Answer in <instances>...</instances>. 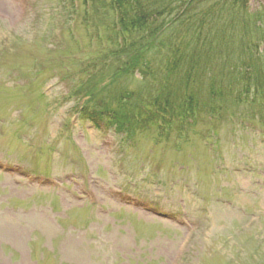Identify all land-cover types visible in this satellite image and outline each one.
<instances>
[{
    "label": "rangeland",
    "instance_id": "1",
    "mask_svg": "<svg viewBox=\"0 0 264 264\" xmlns=\"http://www.w3.org/2000/svg\"><path fill=\"white\" fill-rule=\"evenodd\" d=\"M247 6L264 25V0ZM76 12L71 30L62 0H0V264H264V112L159 145L157 127H95L66 80L109 45ZM139 74L122 86L144 101Z\"/></svg>",
    "mask_w": 264,
    "mask_h": 264
},
{
    "label": "trees",
    "instance_id": "2",
    "mask_svg": "<svg viewBox=\"0 0 264 264\" xmlns=\"http://www.w3.org/2000/svg\"><path fill=\"white\" fill-rule=\"evenodd\" d=\"M248 2L63 0L74 14L83 8V21L93 27L99 45L103 40L109 45L86 63L73 61L78 69L74 96L85 99L84 113L129 139L157 127L154 143L159 145L161 135L177 124L191 128L196 119L229 111L233 120V111L245 104L264 112V52L258 51L263 15L249 13ZM114 37L117 52H110ZM160 55L161 65L155 67ZM137 73L144 101L122 86ZM178 133L185 137L186 132Z\"/></svg>",
    "mask_w": 264,
    "mask_h": 264
}]
</instances>
